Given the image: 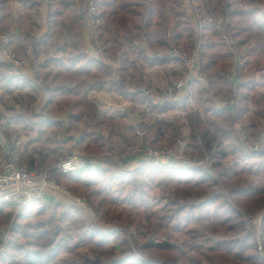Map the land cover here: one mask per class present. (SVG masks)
Listing matches in <instances>:
<instances>
[{
  "label": "trees",
  "instance_id": "16d2710c",
  "mask_svg": "<svg viewBox=\"0 0 264 264\" xmlns=\"http://www.w3.org/2000/svg\"><path fill=\"white\" fill-rule=\"evenodd\" d=\"M15 1L24 10L16 18L12 17L11 0H0V35L9 37V47L12 43H20L23 50H29L31 63L38 56L42 57L40 63L34 65L42 68L43 77L34 76L45 86L49 104L58 101L60 108L67 105L76 112L70 111L68 116L84 129L78 147L103 151V147L113 150L120 143H135L134 128L123 120L117 121L116 131H113L116 140H109L108 145L107 140L94 134L92 124L83 120L84 95L107 89L133 98L135 90L130 89L129 84H134L137 77L142 78L144 69L138 72L135 61L129 62V56L137 53L146 66L161 63L167 59L157 58L156 53L171 48L167 39L169 32L172 40L181 43L185 39L183 31L189 33L191 30V21L182 20L185 12L180 1L91 0L98 10L93 16L89 15V5L84 7L79 0ZM200 1L206 8L202 10L201 5L195 8L205 23V49L201 53L197 48L201 56L199 69L217 78L202 85L201 91L212 92L211 88L216 86L212 96L222 92L229 94L228 98L235 104L230 106L231 111L227 105L220 107L213 99H208V107L189 113L187 119L194 147L202 143L203 147H197L204 148L215 159L231 156L234 166L224 165L219 160L216 165L223 164V170L218 173L178 164L162 168L146 164L133 171L85 166L74 173L54 170L55 176L60 174L67 178L71 188L87 189V203L96 217L109 214L124 226L139 229L143 238L147 233L167 235V241L159 244L145 241L138 245L126 232H122L124 236L119 230L105 232L84 219L76 223L79 226L74 225L77 213L82 216L81 208L74 204L48 203L35 198L17 207L11 202L0 201V238L6 232L12 236L7 250L0 252V264H207L210 261L205 249L207 243L211 246L210 252L222 256L228 263L264 264V235L260 252L257 231L252 224L264 207V148L245 151L238 142L240 132L236 127L248 110L243 102L250 97L258 98L255 115L262 128L256 125L258 130L252 127L251 132L262 138L259 133L264 131V95L260 90L264 88V62L258 57L264 55V0ZM44 4L47 7L46 33L22 43L20 36L33 28L41 29ZM89 20L98 22L95 32L87 27ZM221 20L226 28V39L219 41L216 24ZM86 31L96 51L103 58H115L119 65L112 68L89 57ZM97 37L99 40L95 43ZM214 47L217 53L209 54L208 50ZM22 72L23 75L14 73L8 64L0 62V90L34 99L31 80L25 76V70ZM142 97L140 102L162 112L186 108L189 99L185 95L177 102L167 101L157 106ZM53 139V144L48 139L45 142L60 146L61 143ZM156 192H167V203L162 205L165 197L155 195ZM157 198L161 206L154 210ZM63 206L68 211L57 217L56 213ZM15 208L19 211L14 214ZM142 210L147 224L142 222ZM62 221L65 226H61ZM75 231L81 232L79 238ZM186 234L192 236L186 247L175 250L172 239L180 240ZM113 242L121 247L118 253L114 252ZM80 249L88 252L82 253Z\"/></svg>",
  "mask_w": 264,
  "mask_h": 264
},
{
  "label": "rangeland",
  "instance_id": "374dc122",
  "mask_svg": "<svg viewBox=\"0 0 264 264\" xmlns=\"http://www.w3.org/2000/svg\"><path fill=\"white\" fill-rule=\"evenodd\" d=\"M179 1L181 3L182 9L185 12L181 16L182 20L183 21L189 20V22L191 21L190 25H192V26H191V30L189 31V33L186 30L183 31L184 37H182V38L183 39L185 38V39L181 43H176V40H172L173 35L171 34V31H170L168 36H167V39L169 41V46H177L178 48H180L182 50H186V51L199 48V51L202 53V49H205V48H203V43L205 42V37L203 35V30H202L201 36L195 34V32L193 30V25L197 21L194 20L193 18H194V15L196 14L195 8H198L201 5V7H203L202 8V10H203L206 7H204L205 5H203V1L198 2L199 0H196L195 3H192V4L190 3V5L187 7L185 6V3L183 2V0H179ZM79 2L82 3V5L85 7V5H89L91 0L90 1L89 0H79ZM10 6H11V3H10ZM188 7H189V9H188ZM23 12H24V10H23ZM23 12L21 11L20 14ZM202 15H205V11H204V13H202ZM219 17L221 18L220 14L218 15V18ZM201 20H203V19H201ZM90 22L91 21L89 20L87 23V27L89 29H91L93 32H95V28H96L98 22H96V24H92ZM219 24H220L219 22H217V24H216L217 30H218ZM187 27H189V26L187 25ZM187 29H189V28H187ZM31 30L35 31L34 33L38 38L43 35L41 30H38L36 28H33ZM182 30H183V28H180V31H182ZM218 31L220 33L219 36L221 37V38L219 37V41L224 40L222 38V34H221L220 30H218ZM188 34L192 35V37H189ZM95 39H96V41H94V42L98 43V40H99L98 37ZM213 43H215V42H213ZM165 51L166 52L158 51L156 54H166L170 51V47H167V49ZM208 52H209V54H212V53L215 54V53H217V48H215V47L210 48V50H208ZM16 55L21 60H25V61H28V63H31V58H30V55L27 53V49H24V54H19L18 52H16ZM104 59L108 63H114V65H119L118 62H115L116 61L115 58L105 57ZM258 59H259V61L264 62V55L259 56ZM36 60L38 61V64H39L40 60H42V57L38 56V58ZM132 60L135 61V66L137 67L138 72L141 71V68L144 69L143 70L144 71L143 78H144V76L146 77L145 73H147V71H149V68L147 69V66L145 64L144 59L141 56H139L137 53H132L129 56V62H131ZM168 61H170V60H168ZM200 61H201V56H200ZM131 67H132V65H131ZM25 68L26 67H23L22 71L25 70ZM28 68L31 69L30 71L33 70L32 73L34 76L35 70H36L34 63L29 64ZM246 70H249V68L247 67ZM21 73L23 75V72H21ZM38 73L36 75H38L42 79V77H43L42 74L41 73L38 74ZM157 75H160V74H157ZM208 75L205 72L202 73L201 69H199L196 77H197V80L202 81L203 85H205V83L207 84L208 81L213 82V81L217 80L215 74L212 73V75L210 77ZM163 76L164 75H162V77ZM178 76L179 75H177L176 77H178ZM173 77H175V76H173ZM163 78H165V76ZM180 78L181 77H178V79H176L175 81L180 80ZM33 79L34 80H32L29 83L32 87H34V90H35V96H34L35 98L34 99H31L32 98L31 96L28 97V96L21 94V93H18V92H15L14 94H9V93L5 92V90H2V89L0 90V139L2 137V140H3L2 142L0 141V169L4 165V163L7 162L9 156H13V157H16V159H18V157H20V155H21V157L23 159L25 158V156H23V153H25V152L20 150V148H17V146L18 147L22 146L23 140L26 139L27 136H29L28 135L29 129L26 128L24 130V129H22L23 127H21V131H19L20 130L19 128L18 129L9 128L6 130H4L3 128L1 129L2 125L5 123V121H7V119L10 120L13 118L12 111L20 109V110H22L21 112L27 113L28 115L31 112L34 113V112L38 111L41 113L43 112V114H47L51 117L56 116V114H57L56 112L57 111L60 112L62 110L66 111L67 113H69L70 111L73 114L76 113L75 111L74 112L72 111L73 110L72 107L69 108L67 105H63L60 108V106H58V103H59L58 101L53 102L51 104L46 102L48 98H47V94L45 91L46 90L45 86L41 84V79L37 80L35 76ZM181 79H184V77ZM164 80L166 81V79H164ZM143 82L144 81L142 80V78L139 79L137 77V79H134V84H129V86H131V88L130 87L129 88L132 90L133 89L139 90V91L143 90L145 92L146 87L143 84ZM164 86L165 87H162V90L160 93H153V92L148 91V92H145L144 94H146V96H148V97H154V99L157 98L158 101L165 100L167 98V97H165V94H166V91L168 90V88L170 87V85H164ZM213 88L217 89L216 86ZM213 88H211L210 91H212V90L214 91ZM213 91L208 92V93H204V92L198 90V92L201 95L202 94L205 95L201 99L200 105L202 106V109H203V107H208V102H209V101H207L208 99H213L218 106L227 105L225 103H226V101H228L230 99L227 96L229 94L222 92V93H219L218 95L216 94L215 96L213 94V96H212ZM80 92L84 95L83 88L80 89ZM260 93H261V95H264V88H262L260 90ZM119 95L121 97H123V95H121V94H119ZM84 98H85L84 106L82 108L84 111L83 120L85 122H89L90 124H92L93 127L91 129L95 131L94 134H99L104 140H107L106 145H108L109 140H111V139L116 140L114 138V132L113 131H116L117 121L123 120L126 124H127V122L125 120L129 121L128 116H126V115H127L128 109L130 110V108H131L130 103L126 102V100L123 101V99H122V100H119L118 103H113V104L109 105V107H107L108 105H105V108L101 109V106L100 105L97 106L96 102L89 100L88 97L86 98L84 96ZM175 100H178V99H175ZM243 103H244V105L247 106L248 110H247L245 116L243 117L242 123H238L237 126H238V129H239V127H241V129L244 130L248 136V138H247L248 144L245 146L244 150L248 151V152H253V151L258 150L260 148H264V138H263L264 131L259 133L262 138H258L259 137L258 134L256 135V137L253 136L255 134H252V132H251L252 127L254 129H255V127L257 129V126L261 127L259 124H257L258 123L257 117L255 115L257 108H258V98L252 99L250 97V98L246 99V101ZM106 109H108V110H106ZM120 110H123L124 114H122ZM141 110H142V114L145 115L144 119H145V121H147L146 122L147 125H146V127L143 128L144 130L141 129V125H138V127H135L133 129L135 135L137 136V141H135V143H133V144L125 145V144L120 143L119 146H117L113 150H111L110 147H103L104 148L103 151L99 150V149H88V148L86 149V148L78 147L77 144H78L79 140H77L76 137H79L82 133L84 134V129L82 127L80 128L79 124L77 122H75L72 124L73 137L71 138V140L68 137V133L66 131L64 132V130H58V131H55L53 133L48 134L49 138L55 137L58 140H60L59 143H61L59 147L57 146L58 148H56V149L54 148L52 152L50 151L52 156L49 154L48 156H45V157L41 156V158H39L38 154L41 155L43 153L42 155L44 156V154L49 152L48 150L52 149V146L50 148H48V147L46 148L45 144L38 143L34 149V154H36L37 156L32 157L34 159V161H36V162L32 161L34 163V165L31 164L32 162L28 157L25 158L24 161L18 160V162H20L22 164H27L31 167H43V168L51 169V168L55 167V165L61 159L72 157L75 154V155L79 156L80 158H83L84 160H82V161H85V159L86 160L90 159V160L101 161L105 168H110L111 170L118 168V169H128V170L133 171V170L137 169L138 167H141L142 165H146V164L148 166H153V167H158V168L159 167L162 168L164 166H169V165H167L170 162V161H168V159L158 158L155 160V159L149 158L146 154L147 152H145L146 148L149 147V148H151L153 150H157V151H160L161 149H170V150L173 149V150H178V152H179L181 149H183V153H184L183 157H185L184 158L185 163L193 162L192 160H195L198 162H203V164L201 165V167L199 169H206V170H209V171L215 172V173L216 172L218 173L219 171L223 170V167H221V166H223V164L227 165V166H234L235 160L231 156L223 157V158H221V160L217 159V158L215 159V158L211 157V155L209 154V152L207 150H205L204 148L199 149L197 147V146L203 147L204 145L202 143H198L197 146L194 147L195 141L191 138V130L187 129V127H186L187 130L185 131L184 128H182L175 121L176 117L173 118V116H171L172 112H169V111L168 112H164V111L162 112V111L156 110V109L153 110L150 107H143V108L141 107L139 109V111H141ZM104 111H107V113L109 115L106 114V116H105L103 114ZM121 116H123V117L126 116V119H124ZM25 121H31V120L28 119ZM164 121H167L169 123V125H166ZM156 127H160V129L161 128L165 129V127H168V128H166L165 130H162V131H165L164 133H166L165 135H163V137L160 136V138L157 141L149 143L148 142L149 138H146V136H144V134H145V132H148L149 130L151 131L152 128H156ZM135 130H137V131L135 132ZM150 131H149L148 135H150ZM33 133H35V132H33ZM45 137H47V135ZM67 137L69 138L70 143L72 141L71 145L68 142ZM64 138H66V141H67V143H65V145H64V143L61 142V141H63ZM238 142H239V144L242 145L241 135H239V137H238ZM6 143L9 146H11V147H9L10 150H13L12 152H8L7 154L4 152V149H3V145ZM182 143H185V146L183 148L181 146ZM51 144H53L52 141H51ZM250 146L252 147V149L250 148ZM255 146H257V149H254ZM130 148L137 150V153L132 155V156L137 157L138 154H141V156L144 158V160L141 164L134 165V163H130L129 165H125L124 163L120 162L121 161L120 157H122L121 153L124 152L127 154L128 153L127 151ZM242 148H243V146H242ZM14 149L15 150L17 149L18 151L15 152ZM21 157H20V159H21ZM47 157H49V158H47ZM175 159L176 158H174V160ZM179 159H180V157H179ZM219 160L223 164L218 166V165H216V163ZM157 163H161V166H157ZM172 164L173 165L178 164V165L186 166V165H183L184 162L175 161ZM189 167L198 168V167H193V166H189ZM53 173H54V171L52 172V174ZM53 176L59 182V184L67 187L70 191H72L74 193V195L79 196V197H84L86 199V201H88L87 196L85 194V190L87 191V189L84 190L83 188H71L69 186V183H68L66 177H64L60 174L58 177L55 176L54 174H53ZM155 195H157L159 197H160V195H163L165 198L163 199L164 201L162 202V205L167 203V201H168L167 197L169 196L167 192H163V193H160V192L157 193L156 192ZM50 196H52L54 199H57L56 201H61L65 204H72L68 200L66 201L65 198H63L60 194L54 193V194H50ZM159 200H160L159 198L156 199L155 205H154V210H158L160 208L161 205L158 204ZM18 211H19V208H15L13 213L14 214L18 213ZM66 211H68V208L66 206L61 207L58 210V212L56 213L57 217H59L60 214L66 212ZM144 213L145 212L143 211L142 222L147 224L146 217H145ZM81 214H82V216L79 213H77L76 218H74L75 220L71 219V220H73L74 225L79 226L76 223H78L79 220L84 219L87 223H90L92 225H96L97 227H100V229H102L103 231H107V230L103 229V228H105L104 227L105 225L114 226V227L117 226L118 227L117 229L121 228V230H120L121 233L126 232L125 234L127 235L128 238L134 237L135 240L137 241L138 245L142 244L145 241H150L153 244H157V243H154L151 239H153V240L154 239H160L162 241L161 243L167 241V235L158 236L155 234L147 233L146 237L143 238L140 235L139 229H137L134 226H128V225L124 226L121 223V221L119 219H117V217H109V214H107V213H105L107 215H104L103 218H100V217L98 218L93 213V211H92V213H89L86 210L81 209ZM71 220H69V221H71ZM114 220H117L118 223L114 224V222H113ZM66 223H68V221H66ZM263 223H264V207L259 210L256 218L254 220H252V224L255 226L256 231H257V238L259 240L258 246H259L260 252L263 251L262 250L263 249L262 243H261L262 235H264V227H263L264 224ZM61 226H65L63 221L61 222ZM122 228H123V231H122ZM80 233L81 232H79V231L78 232L75 231V235L78 238H79V235L81 236ZM203 233H205L206 235L208 234V236L210 238L213 237V235L211 233H209L208 231H204ZM122 235L124 236V233H122ZM190 237H192V236L189 234H186L185 236H182L180 240H176V238L172 239L173 248L175 250L182 249V248L184 249L186 247V242L188 241V239ZM11 240H12V236L9 232H6L1 236V238H0V252H4L5 250H7L6 247L8 246V244L10 243ZM199 243H202V242H199ZM113 246H114V252L118 253L121 249L120 245H118V243H116V242H113ZM205 246H207L205 249H206V252L209 253V258H210V261L207 264H232V263L226 262L222 258V256H218L215 253L210 252L211 246L208 243L205 244ZM79 251L82 253L88 252L85 249H80Z\"/></svg>",
  "mask_w": 264,
  "mask_h": 264
},
{
  "label": "crops",
  "instance_id": "0c3cea01",
  "mask_svg": "<svg viewBox=\"0 0 264 264\" xmlns=\"http://www.w3.org/2000/svg\"><path fill=\"white\" fill-rule=\"evenodd\" d=\"M196 1V0H195ZM199 2V1H198ZM11 11H12V17L16 18L20 12H23V8L22 5L15 0H11ZM46 11H47V7L44 4L43 6V17H42V21L40 23V30L42 32V34H45L47 31V25H46ZM198 14V13H197ZM90 34H88V31H86L85 33V43H86V52L89 55V57H92L94 59L100 60L101 62H104L108 65H110L112 68H115L116 65H114V63H108L101 54H99L96 51V47L95 45L92 43V40L90 39ZM91 41V42H90ZM145 47V50L148 49L146 47V45H143V48ZM11 49H14L16 52H18L19 54H24V50L22 48V45L20 43H12L10 45ZM148 52V51H147ZM147 55V54H146ZM149 56V53H148ZM149 60H151L149 58ZM0 62H3V58H2V53L0 51ZM149 68V71H147L146 77L144 76V78L142 77V80L144 81L143 84L145 85V92H153V93H160L162 90V87H165L164 85H171L172 83H174V81L176 79H178V77H185L187 75V69L185 67V65H183L182 62L178 61V60H163L161 61V63H157V64H153V65H149L147 66V69ZM35 74L42 73V68L40 66L35 68ZM31 69H29L28 67L25 68V76L30 79L31 81L34 80V76L32 71H30ZM38 73V74H39ZM160 74V75H157ZM162 75L165 76V78L162 77ZM177 75H179L178 77H176ZM159 76V77H158ZM168 76V77H167ZM175 76V77H173ZM180 78V79H181ZM166 79V81L164 80ZM200 82V83H199ZM189 85H187V87L185 88V94L186 96H188V102H187V106L186 108H176V109H170L168 110L169 112H172L173 118L176 117V122L182 127L184 128V130L186 131L187 129L191 130V127L189 126L188 123V119H187V115L191 112L195 113V112H201L202 111V106L201 104V99L205 96L204 94H200L198 92L201 91L202 89V81H199L197 79H191L189 81ZM143 90L139 91V90H135L134 97L133 98H127L125 96L121 97L117 92H113L107 89H99V90H93L88 92L86 95H84L86 98L88 97L89 100L96 102L97 106L100 105L101 109L105 108V105H108L107 107H109V105L113 104V103H118L119 100H126V102H129L131 105L130 110L128 109L127 115L129 121L125 120L127 122V124L129 126H132L133 128L138 127V125H141V129L144 130L143 128L146 127V122L144 119V116L139 109L142 107H149L148 103L144 102H140L139 99L143 98L142 96H145L144 98L148 101H150L151 103L160 106L163 105L165 102H167L168 100H162V101H158L157 98L154 99V97H148L146 96V94ZM137 94V95H135ZM81 95L83 96V94L81 93ZM132 95V93L130 94ZM122 101V102H123ZM171 101V100H169ZM47 102V101H46ZM171 102H177V100H172ZM219 104V103H218ZM226 105H220V107H224ZM47 107V106H46ZM106 107V108H107ZM229 109L232 110V107L228 106ZM138 108V109H137ZM108 110V109H106ZM22 110L17 109L15 111H12L13 113V118L5 121V123L2 125L1 129L3 128L4 130L9 129V128H16V129H20L19 131H21V127H23L22 129H29V136H27L26 139L23 140L22 146L17 148H20V150H22L23 152V156H25V158H29L31 160V162H36L34 161V159L32 157L37 156L36 154H34V149L35 146L38 143H43L45 144L46 148H50L52 146L51 150H48L49 152L44 154V156L41 154H38L39 158L48 156L49 154L52 156L51 152L53 151V149L58 148L56 145H50L49 143L47 144V140L52 141L53 138H49L48 134L49 133H53L54 131H56L57 129L59 130H64V132L66 131L68 133V137L71 138L73 137V128H72V124L75 123V121H71L70 117L68 116V113L66 111H60V112H56V116L51 117L47 114H43V112H34V113H29V115L27 113L21 112ZM165 111V112H168ZM64 112V113H63ZM103 114L106 116L109 115L107 113V111H104ZM126 116H121L124 119H126ZM30 117V118H29ZM30 119L31 121H25ZM238 124V123H237ZM236 124V127L238 128ZM187 127V129H186ZM168 127H165V129ZM163 128L160 129V127H156V128H152L150 131V135L149 131L145 132L144 136H146V138H149L148 142H154L157 141L160 136L163 137V135H165L166 133H164L165 130ZM137 130H135L136 132ZM35 132V133H33ZM153 134V135H152ZM47 135V137H45ZM184 135V134H183ZM190 135V134H189ZM188 135V136H189ZM67 137V138H68ZM83 137V133L79 136L76 137L77 140H80ZM68 138V142L70 143ZM0 141L2 142V137L0 139ZM54 141V139H53ZM57 142H60V140H58L56 138ZM55 141V142H56ZM62 143H67L66 138L63 139V141H61ZM72 143V141H71ZM70 143V145H71ZM3 144V143H2ZM11 146H9L7 143L3 145V149L4 152L7 154L8 152H12L13 150H10ZM15 150V149H14ZM18 150L16 149L15 152H17ZM51 151V152H50ZM21 157V155H20ZM18 157V160H22L24 161V159L21 157ZM49 158V157H47ZM144 158L141 156V154H138L137 157L136 156H131L128 157L125 161L124 164L125 165H129L130 163H134V165H138L141 164L143 162ZM32 162V163H33ZM173 163V162H172ZM172 163H168L167 165L171 166L173 165ZM84 166L86 168H91V169H99V168H103L104 165L101 161L98 160H90L87 159L85 161ZM105 168V167H104ZM57 199H54L52 196L48 195L46 196L43 201L48 202V203H56V202H61V201H56ZM264 227V226H263Z\"/></svg>",
  "mask_w": 264,
  "mask_h": 264
},
{
  "label": "built area",
  "instance_id": "2783aa9c",
  "mask_svg": "<svg viewBox=\"0 0 264 264\" xmlns=\"http://www.w3.org/2000/svg\"><path fill=\"white\" fill-rule=\"evenodd\" d=\"M183 2L187 7L190 5V3H195V0H183ZM96 11L97 6L94 1H91L89 3V15H95ZM193 19L197 21L193 25V30L195 34L201 36L205 23L197 14L194 15ZM90 23L95 24L94 21H91ZM219 23L220 24L218 25V30H220L222 38L226 39L225 25L222 21H220ZM34 32V30H30L25 36H20L21 42H27L28 39L34 40L35 37H37ZM9 40L10 39L8 36L0 35V51L2 53L3 62L10 66L11 71L22 75L21 72L23 67H26L31 63H28V61L21 60L19 57H17L16 52L9 47ZM27 53L29 54V50H27ZM156 57L167 60H178L185 65L187 69V75L184 77V79L174 81V83H172L166 91L165 97H167L166 99L168 100H175L185 96V88L189 84V81L191 79H197L196 75L199 70L200 61L199 51L197 49L186 51L178 48L177 46H171L168 53L157 54ZM37 62L38 61L35 59L32 64H36ZM225 104H227V106H232L235 103L233 99H229ZM120 111L122 114H124L123 110ZM239 132L242 137V145L245 148V146L248 144V136L246 132L241 129V127H239ZM181 146L183 148L185 146V143H182ZM250 148L252 149L251 146ZM254 149H257V146H255ZM127 152V154L124 152L121 153V163H124L123 161H125L128 157L136 154L137 150L130 148ZM145 152H147V156L151 159H168L170 163H174L175 161L184 162L183 165H186L185 167L193 166L200 168L203 164V162H198L195 160H192L193 162L190 163H185V157H183V149H181L179 152L178 150L173 149H161L160 151H157L148 147L146 148ZM174 158L176 159L174 160ZM82 160L84 159L74 154L72 157L61 159L55 165V167L48 169L43 167H31L27 164L18 162L16 157L9 156L7 162L4 163V165L0 169V201L11 202L17 207H21L31 202L35 198L43 200L46 196L57 193L65 198L66 201L68 200L79 208L92 213V209L88 205L84 197L74 195V193L67 187L59 184V182L54 178L52 174L54 170L60 173L77 172L85 164L86 159L85 161ZM157 166H161V163H157ZM113 222L114 224L118 223L117 220H114ZM104 227L105 228L103 229L107 230L105 232L121 230V228L117 229V226L114 227L105 225ZM151 240L157 244L162 242L160 239Z\"/></svg>",
  "mask_w": 264,
  "mask_h": 264
}]
</instances>
